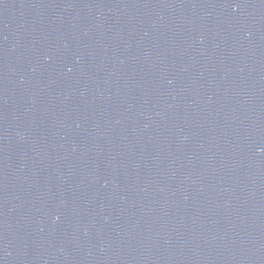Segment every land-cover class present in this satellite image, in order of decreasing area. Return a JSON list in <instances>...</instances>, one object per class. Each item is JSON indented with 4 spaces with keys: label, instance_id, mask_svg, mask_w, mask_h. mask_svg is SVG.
I'll use <instances>...</instances> for the list:
<instances>
[{
    "label": "water",
    "instance_id": "1",
    "mask_svg": "<svg viewBox=\"0 0 264 264\" xmlns=\"http://www.w3.org/2000/svg\"><path fill=\"white\" fill-rule=\"evenodd\" d=\"M0 264H264V0H0Z\"/></svg>",
    "mask_w": 264,
    "mask_h": 264
}]
</instances>
